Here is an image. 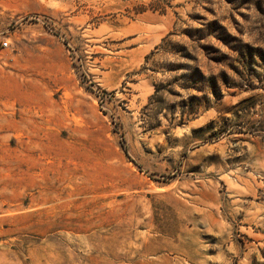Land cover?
I'll return each mask as SVG.
<instances>
[{
  "label": "rangeland",
  "instance_id": "374dc122",
  "mask_svg": "<svg viewBox=\"0 0 264 264\" xmlns=\"http://www.w3.org/2000/svg\"><path fill=\"white\" fill-rule=\"evenodd\" d=\"M0 264H264V0H0Z\"/></svg>",
  "mask_w": 264,
  "mask_h": 264
},
{
  "label": "built area",
  "instance_id": "2783aa9c",
  "mask_svg": "<svg viewBox=\"0 0 264 264\" xmlns=\"http://www.w3.org/2000/svg\"><path fill=\"white\" fill-rule=\"evenodd\" d=\"M3 46H4V47H7V46H8V44H7V43H3Z\"/></svg>",
  "mask_w": 264,
  "mask_h": 264
}]
</instances>
